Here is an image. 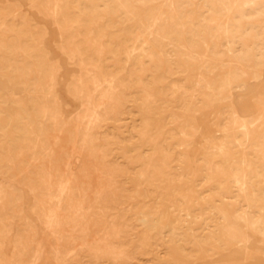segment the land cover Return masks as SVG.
Returning <instances> with one entry per match:
<instances>
[{
	"label": "rangeland",
	"instance_id": "374dc122",
	"mask_svg": "<svg viewBox=\"0 0 264 264\" xmlns=\"http://www.w3.org/2000/svg\"><path fill=\"white\" fill-rule=\"evenodd\" d=\"M54 1L0 0V264H264V0Z\"/></svg>",
	"mask_w": 264,
	"mask_h": 264
},
{
	"label": "bare ground",
	"instance_id": "6f19581e",
	"mask_svg": "<svg viewBox=\"0 0 264 264\" xmlns=\"http://www.w3.org/2000/svg\"><path fill=\"white\" fill-rule=\"evenodd\" d=\"M54 1V0H53ZM55 2V1H54ZM58 2H59V0H58ZM56 3V2H55ZM57 4H59V3H57ZM57 4H55V5H57ZM60 6V5H59ZM56 7V6H55ZM46 9V8H45ZM110 11V10H109ZM107 12V11H106ZM48 14V13H47ZM105 20V19H104ZM77 50V49H76ZM80 51V50H79ZM104 52V51H103ZM145 52V51H144ZM73 53V52H72ZM102 53V52H101ZM146 53V52H145ZM136 55V54H135ZM142 55V54H141ZM144 56V55H143ZM151 56V55H150ZM102 57V56H101ZM147 57H149V55L147 56ZM150 58H152V56L150 57ZM82 62H84V60L82 61ZM92 65V64H91ZM61 67V66H60ZM90 68V67H89ZM85 69H87V68H85ZM91 69H92V67H91ZM94 69V68H93ZM92 69V70H93ZM95 69H97V68H95ZM97 71H99V70H97ZM42 74V73H41ZM93 75V74H92ZM92 75H88V76H92ZM95 75V74H94ZM96 76V75H95ZM94 77V76H93ZM120 78V77H119ZM53 80H54V78H53ZM96 80V79H95ZM96 81H98V80H96ZM94 83H95V81H94ZM107 83V82H106ZM52 84H54L53 83V81H52ZM93 84V83H92ZM97 84V83H96ZM99 84H100V82H99ZM101 85V84H100ZM100 85H99V87H100ZM51 86V85H50ZM110 86V85H109ZM42 87V86H41ZM210 87V86H209ZM49 88V87H48ZM53 88V87H52ZM51 88V89H52ZM84 88V87H83ZM93 88H95V87H93ZM97 88V87H96ZM78 89V88H77ZM85 89H86V86H85ZM89 89V88H88ZM99 89V88H98ZM112 89V88H111ZM82 91H83V89H81ZM100 90V89H99ZM99 90H98V92H99ZM102 90H104V89H102ZM113 90V89H112ZM77 93H78V91H76ZM87 92V91H86ZM97 91H96V93H98ZM106 92V91H105ZM105 92L104 93H101L100 92V94H102V95H104L105 94ZM83 93H84V91H83ZM95 93V94H96ZM106 93H108V91L106 92ZM52 94V93H51ZM80 94H82V93H80ZM113 94V93H112ZM78 95H79V93H78ZM84 95V94H83ZM86 95V94H85ZM88 95V94H87ZM86 95V96H87ZM98 96V95H97ZM109 96V95H108ZM80 97V96H79ZM83 97V96H82ZM89 97V96H88ZM102 97V96H101ZM103 98H104V96H103ZM109 98V97H108ZM114 98V97H113ZM151 98V97H150ZM38 99V98H37ZM92 99V98H91ZM148 99H149V97H148ZM147 99V100H148ZM77 100V99H76ZM80 100H81V98H80ZM87 100V99H86ZM104 100V99H103ZM106 100V99H105ZM107 102H108V99L106 100ZM111 101L113 102V100H112V98H111ZM83 102V101H82ZM89 102H90V100H89ZM101 102V101H100ZM91 103H92V101H91ZM111 103V102H110ZM94 104H95V102H94ZM112 104V103H111ZM118 104V103H117ZM98 105V104H97ZM96 105V106H97ZM106 105V104H105ZM93 108L95 109V108H97V107H94L93 106ZM103 108H105V107H103ZM110 108V107H109ZM97 109H100V107H98ZM101 109H102V107H101ZM106 109V108H105ZM113 110H115V109H113ZM43 111V110H42ZM57 111V110H56ZM88 111V110H87ZM98 111V110H97ZM106 111V110H105ZM52 112V111H51ZM58 112V111H57ZM89 112V111H88ZM87 112V113H88ZM99 112V111H98ZM44 113H47L46 111L44 112ZM49 113V112H48ZM86 113V114H87ZM100 113V112H99ZM98 114V113H97ZM101 116V115H100ZM235 122H236V124H239V125H242L243 127H245V128H248V125H249V120L246 118V117H243V116H241L240 114H238V112L237 111H235ZM52 117H54V116H52ZM56 117H58V116H56ZM55 117V119L57 120V118ZM59 117H60V115H59ZM88 117V116H87ZM98 117V116H97ZM94 118V117H93ZM101 118V117H100ZM92 119V118H91ZM97 119V118H96ZM96 119L94 118V120L96 121ZM86 120H88V119H86ZM90 120V119H89ZM93 120V119H92ZM93 120V121H94ZM60 121V120H59ZM83 121V120H82ZM91 121V120H90ZM61 122V121H60ZM86 123V122H85ZM85 123H84V126H85ZM97 123V122H96ZM60 124V123H59ZM93 124V123H92ZM91 123H90V125L89 126H93ZM98 124H99V121H98ZM55 125V124H54ZM89 126H88V128H89ZM95 126V125H94ZM237 126V125H236ZM58 127V126H57ZM65 127V126H64ZM81 128H83L82 126H81ZM85 128H86V126H85ZM88 128H87V130H88ZM90 128H94V127H90ZM237 128H239V127H237ZM242 128V127H241ZM245 128H243V129H245ZM66 129V128H65ZM80 130H82V129H80ZM86 130V129H85ZM86 130V131H87ZM33 131V130H32ZM90 131V130H89ZM94 131V130H93ZM247 131H248V129H247ZM247 131H245V132H247ZM63 132V131H62ZM66 132V131H65ZM91 132V131H90ZM90 132H88V133H90ZM87 133V132H86ZM248 133V132H247ZM61 134V133H60ZM80 134H81V132H80ZM184 134V133H183ZM62 135V134H61ZM249 135V134H248ZM47 137V136H46ZM57 137L58 136H56V139H57ZM47 139V138H46ZM58 139H60L59 137H58ZM86 139V138H85ZM88 139V138H87ZM86 139V140H87ZM79 140V139H78ZM85 140V141H86ZM89 141V140H88ZM109 141V140H108ZM47 142H50V141H47ZM46 142V143H47ZM58 142V141H57ZM75 142V141H74ZM92 142H93V140H92ZM91 142V143H92ZM97 142V141H96ZM69 143V142H68ZM89 143V142H88ZM87 143V144H88ZM58 144V143H57ZM57 144H54V147L56 146V148H57ZM86 144V145H87ZM94 144V143H93ZM33 145V144H32ZM42 145V144H41ZM46 145V144H45ZM45 145H43L44 146V148H45ZM69 145V144H68ZM77 145V144H76ZM85 145V144H84ZM89 145V144H88ZM37 146V145H36ZM39 147V146H38ZM53 147V146H52ZM53 147V148H54ZM84 148H85V146H84ZM219 148V147H218ZM39 149V148H38ZM46 149V148H45ZM87 149V148H86ZM92 149V148H91ZM35 150V149H34ZM46 151V150H45ZM51 151H52V149H51ZM82 151V150H81ZM39 152H40V150H39ZM48 151H46L45 153H47ZM64 152H66V151H64ZM74 152V151H73ZM77 152V151H76ZM35 153V152H34ZM42 153L45 155V153L43 152V150H42ZM52 153V152H51ZM224 153V152H223ZM227 153V155L230 153L229 151H227L226 152ZM39 154V153H38ZM55 154V153H54ZM54 154H52V155H54ZM52 155H51V157H52ZM63 155V154H62ZM225 154H223V156H224ZM226 155V156H227ZM232 155V154H231ZM35 156V155H34ZM38 156V155H37ZM41 156V155H40ZM228 156H230V155H228ZM227 156V157H228ZM261 156V155H260ZM50 157V156H49ZM54 157H55V155H54ZM264 157V156H263ZM48 158V157H47ZM79 158V157H78ZM226 158V157H225ZM35 159V158H34ZM54 159V158H53ZM80 159V158H79ZM245 159V158H244ZM39 160V162H40V158L38 159ZM43 160H45V159H43ZM71 161V160H70ZM245 161V160H244ZM36 162V161H35ZM38 162V161H37ZM38 162V163H39ZM43 162H45V161H43ZM48 162H50V161H48ZM248 162V161H247ZM34 163V162H33ZM53 162L51 161V163L50 164H52ZM79 163V162H78ZM39 164H41V163H39ZM82 164V163H81ZM36 165V164H35ZM44 165V164H43ZM247 165H248V163H247ZM52 166V165H51ZM72 166V165H71ZM43 167V166H42ZM69 167H70V165H69ZM83 167V166H82ZM36 169H38L37 167H35ZM52 168H53V166H52ZM44 169V168H43ZM51 169V168H50ZM169 169V168H168ZM251 169V168H250ZM42 170V169H41ZM69 171H70V169H68ZM67 170V171H68ZM104 170V169H103ZM73 171H74V169H73ZM97 171V170H96ZM246 171V170H245ZM254 171V170H253ZM44 172H45V170H44ZM51 172V171H50ZM55 172V171H54ZM53 172V173H54ZM251 173V172H250ZM46 173H44V175H45ZM50 174H52V173H50ZM55 174V173H54ZM60 174V173H59ZM246 174V173H245ZM254 174V173H253ZM50 177H52V175L50 176ZM60 177H61V175H60ZM103 177V176H102ZM46 178V177H45ZM74 178H75V175H74ZM153 178V177H152ZM47 179V178H46ZM48 179H50L51 180V178H49L48 177ZM58 179V178H57ZM61 179V178H60ZM101 179V178H100ZM158 179V178H157ZM161 179V178H160ZM160 179H158V180H160ZM239 181V180H238ZM242 181V180H241ZM52 183V182H51ZM50 183V184H51ZM103 183V182H102ZM49 184V183H48ZM49 184V185H50ZM84 184V183H83ZM48 185V186H49ZM51 186V185H50ZM46 187H47V184H46ZM56 187H57V189H58V191H59V195H58V197L59 196H61V195H63V193H66L65 194V196L67 197L68 195H69V193H71V182H70V180L68 181V179H66V174H63V172H62V179L60 180V182L56 185ZM84 187V186H83ZM76 188V187H75ZM224 188V187H223ZM52 189V188H51ZM53 190V189H52ZM85 190H86V188H85ZM103 190V189H102ZM47 191V190H46ZM49 192H50V190H49ZM74 192V191H73ZM50 193H52V192H50ZM49 193V194H50ZM58 193V192H57ZM62 193V194H61ZM91 193V192H90ZM52 194H55V193H52ZM61 194V195H60ZM68 194V195H67ZM79 194H81V192L79 193ZM102 195V194H101ZM50 197H51V195H49ZM70 196V195H69ZM76 197V196H75ZM52 198H53V196H52ZM52 198H50V199H52ZM81 198H82V196H81ZM54 199V198H53ZM52 199V200H53ZM60 199V198H59ZM63 200H64V197L62 198ZM62 199H60L61 200V202H62ZM67 199H70V198H68L67 197ZM59 200V201H60ZM84 200H86V199H84ZM51 201V200H50ZM58 201V200H57ZM72 201V200H71ZM188 201H189V199H188ZM53 202V201H52ZM51 202V203H52ZM61 202H59V203H61ZM84 202H86V201H84ZM46 203V202H45ZM79 203H80V201H79ZM192 203V202H191ZM197 203H200V202H197ZM187 204V203H186ZM59 205H62V204H59ZM70 205H72V204H70ZM80 205H81V203H80ZM52 206V204L50 205V207ZM58 206V205H57ZM61 207V206H60ZM63 207V206H62ZM61 207V208H62ZM70 207V206H69ZM81 207V206H80ZM71 208V207H70ZM75 208H76V206H75ZM79 208V207H78ZM84 208V207H83ZM72 209V208H71ZM77 209V208H76ZM50 210V209H49ZM62 210H63V208H62ZM45 211H46V208H45ZM54 211V210H53ZM70 211V210H69ZM81 211V210H80ZM84 211V210H83ZM82 211V212H83ZM50 212V211H49ZM55 212V211H54ZM76 212H78V210L76 211ZM59 213V211L58 212H56L55 214H49L48 213V216H47V213H46V216L48 217V220H49V225H53V224H56L57 225V227L59 226V224L62 222V218H61V216L58 214ZM69 213V212H68ZM80 213V212H79ZM78 213V215L77 216H79V215H81V214H79ZM72 214V213H71ZM89 214V213H88ZM72 216V215H71ZM76 216V217H77ZM85 216V215H84ZM83 217V216H82ZM86 217V216H85ZM90 217V216H89ZM78 218V217H77ZM87 218V217H86ZM47 219V218H46ZM75 219V218H74ZM83 220H86V219H83ZM82 221V220H81ZM225 221V220H224ZM248 221V220H247ZM66 222V221H65ZM69 222H70V220H69ZM77 222V221H76ZM83 223H85V222H83ZM62 224V223H61ZM47 225V224H46ZM80 226V225H79ZM249 226V225H248ZM49 227V226H48ZM47 227V229H49L50 231H51V229H52V227H51V229L50 228H48ZM56 227V226H55ZM69 227V226H68ZM59 228H61V227H59ZM1 229V228H0ZM54 229V228H53ZM58 229V228H57ZM55 230V229H54ZM172 230V229H171ZM86 231V230H85ZM189 231V230H188ZM225 231H227V230H225ZM55 232V231H54ZM245 232V231H244ZM56 233V232H55ZM174 233V232H173ZM53 234V233H52ZM240 234V233H239ZM1 235V234H0ZM2 235H5V234H2ZM6 235H7V233H6ZM6 235H5V237H6ZM8 235H10V234H8ZM54 235V234H53ZM62 235V234H61ZM79 235V234H78ZM86 235H87V233H86ZM55 236V235H54ZM83 236V235H82ZM84 236H85V234H84ZM2 237H4V236H2ZM10 237H11V235H10ZM61 238V237H60ZM85 238V237H84ZM7 240V239H6ZM74 240V239H73ZM44 241V240H43ZM69 241V240H68ZM221 241V240H220ZM59 242V241H58ZM57 242V243H58ZM96 242V241H95ZM34 243V242H33ZM247 243V242H246ZM5 244V243H4ZM7 244V243H6ZM5 244V245H6ZM70 244V243H69ZM107 244V243H106ZM9 245V244H8ZM35 245V244H34ZM38 245V244H37ZM72 245V244H71ZM17 246V245H16ZM21 246V245H20ZM28 246V245H27ZM26 246V247H27ZM43 246V245H42ZM102 246V245H101ZM6 247H7V245H6ZM92 247H93V245H92ZM21 248H23V247H21ZM34 248V247H33ZM39 248V247H38ZM7 249V248H6ZM53 249V248H52ZM93 249V248H92ZM94 249H96V248H94ZM111 249V248H110ZM248 249V248H247ZM2 250H4V248H2V249H0V251L2 252ZM37 250V249H36ZM7 251V250H6ZM15 251V250H14ZM24 251H25V248H24ZM39 251V250H38ZM41 251V250H40ZM54 251V250H53ZM93 251H95V250H93ZM110 251V250H109ZM0 252V253H1ZM16 252V251H15ZM59 252V251H58ZM98 252V251H97ZM43 253V252H42ZM57 253V252H56ZM60 253V252H59ZM59 253H57L58 254V256H59ZM99 253H101V252H99ZM15 254V253H14ZM75 254V253H74ZM111 254V253H110ZM110 254H109V256H110ZM115 254V253H114ZM113 254V255H114ZM61 255V254H60ZM98 255V254H97ZM103 255H105V254H103ZM112 255V254H111ZM19 256H21V255H19ZM42 256H44V255H42ZM108 256V255H107ZM36 257H37V254H36ZM56 257V256H55ZM63 257V256H62ZM20 258V257H19ZM44 258V257H43ZM61 258V257H60ZM114 258V257H113ZM121 258H122V256H121ZM2 259H4V258H2ZM23 259V258H22ZM21 259V260H22ZM34 259V258H33ZM36 259V258H35ZM5 260H7V259H5ZM10 260V259H9ZM39 260V259H38ZM62 260H64L63 258H62ZM11 261V260H10ZM27 261V260H26ZM35 262V261H34ZM37 262V261H36ZM39 262V261H38ZM62 262V261H61ZM65 262V261H64ZM1 263V262H0ZM15 264L17 263V262H14ZM13 263V264H14ZM24 263V262H23ZM40 263V262H39ZM39 263H35V264H39ZM57 263H58V261H57ZM7 264V263H6ZM10 264H12V263H10ZM18 264V263H17ZM22 264V263H21Z\"/></svg>",
	"mask_w": 264,
	"mask_h": 264
}]
</instances>
